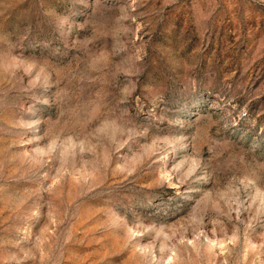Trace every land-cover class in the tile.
Wrapping results in <instances>:
<instances>
[{"label":"rangeland","instance_id":"obj_1","mask_svg":"<svg viewBox=\"0 0 264 264\" xmlns=\"http://www.w3.org/2000/svg\"><path fill=\"white\" fill-rule=\"evenodd\" d=\"M0 264H264V0H0Z\"/></svg>","mask_w":264,"mask_h":264}]
</instances>
